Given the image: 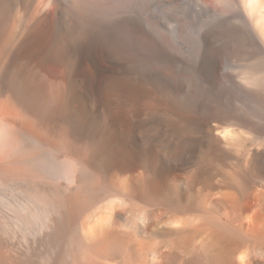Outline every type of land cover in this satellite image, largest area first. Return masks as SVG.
I'll return each mask as SVG.
<instances>
[{
  "label": "bare ground",
  "instance_id": "obj_1",
  "mask_svg": "<svg viewBox=\"0 0 264 264\" xmlns=\"http://www.w3.org/2000/svg\"><path fill=\"white\" fill-rule=\"evenodd\" d=\"M171 1L0 0V264H264V0Z\"/></svg>",
  "mask_w": 264,
  "mask_h": 264
},
{
  "label": "rangeland",
  "instance_id": "obj_2",
  "mask_svg": "<svg viewBox=\"0 0 264 264\" xmlns=\"http://www.w3.org/2000/svg\"><path fill=\"white\" fill-rule=\"evenodd\" d=\"M149 1H151V0H148V2ZM171 4L174 5L175 8H177L176 13L179 14V15L178 14L177 15L180 16V19L186 21V27L187 26L189 27L190 25H193L195 23H199L200 20H202L204 18L206 19L208 15L213 13V11H218L224 7L221 0H173V1H171ZM243 25L244 24L239 25L241 27H239L238 24H236V26H233V29L235 30L234 37L236 40L233 38L234 40L231 42L232 44H230V46L226 49L223 48L222 52L220 54V55H228V57L226 59L223 58L224 61L223 60L221 61L222 63H221V69H220V72H221L220 84L223 87L225 86L224 88H227L228 84H229L230 88L232 87V85L234 86L235 84L233 81H236L235 82L236 86H238L237 85L238 80H239L238 77H239V75L241 76L243 71L244 72L245 71L254 72L259 67L257 70L261 74L263 72V75H264V71H262V70H264V38L258 37V35L254 32V30L252 28L248 27L247 25H244V26ZM245 26L247 28H245ZM210 28L208 29V27H207L206 32L208 30H211ZM242 28H243V30H242ZM213 31H214V29L210 33H208L209 35L207 36V39H209L208 40L209 44L205 45V43L202 42L201 46L198 43L194 45L193 41H191V40L189 41L188 37L186 36V39H187L186 40V46L182 47V49L183 48L184 49L181 51H179L178 49L176 51H174L175 55L176 54L177 55H187L188 57L186 56V64L187 63L192 64L194 61V58L192 56H189V55H203V53H204L203 51L205 50V47L207 45L209 46V48H211L212 46H213L212 48H214L217 45L216 41L213 38L214 37L213 35L216 32H213ZM238 37H239V39H238ZM238 42H240V43H238ZM231 46H233V47H231ZM190 57L193 61L191 59H189ZM225 65H227V66L225 67ZM249 65L250 66L252 65V66L250 67ZM255 67H256V69H255ZM244 68H245V70H242ZM225 69H227V70H225ZM253 69H255V70L253 71ZM258 71H255V72H257V74L259 75ZM230 75H232L233 81L230 79V77H231ZM228 78L230 80V83H227V82H229ZM226 80H228V81H226ZM231 83H233V84H231ZM233 88L234 87H232L231 89H233ZM231 89H230V91H231ZM202 149H206V148H202ZM202 151L198 152V157H197L198 159H200L199 157H202V155H203ZM187 166H188V164L186 165V167ZM189 166H191V165L189 164ZM262 184L264 185V183H262ZM262 184L259 183L258 185H260V186H257V187H259V188L262 187L264 189V186ZM263 189H260V190L263 191V193H264Z\"/></svg>",
  "mask_w": 264,
  "mask_h": 264
}]
</instances>
